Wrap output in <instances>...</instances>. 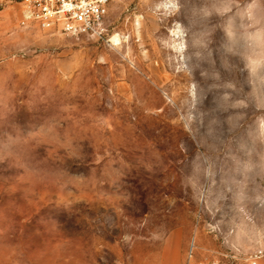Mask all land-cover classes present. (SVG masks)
<instances>
[{
    "label": "rangeland",
    "instance_id": "obj_1",
    "mask_svg": "<svg viewBox=\"0 0 264 264\" xmlns=\"http://www.w3.org/2000/svg\"><path fill=\"white\" fill-rule=\"evenodd\" d=\"M21 8L0 0V264L264 249V0H111L80 36Z\"/></svg>",
    "mask_w": 264,
    "mask_h": 264
},
{
    "label": "built area",
    "instance_id": "obj_2",
    "mask_svg": "<svg viewBox=\"0 0 264 264\" xmlns=\"http://www.w3.org/2000/svg\"><path fill=\"white\" fill-rule=\"evenodd\" d=\"M111 0H22L21 25H35L42 30L60 31L67 35H101ZM192 243L186 264H228L219 256L197 257ZM264 249L249 254L248 264H261Z\"/></svg>",
    "mask_w": 264,
    "mask_h": 264
}]
</instances>
